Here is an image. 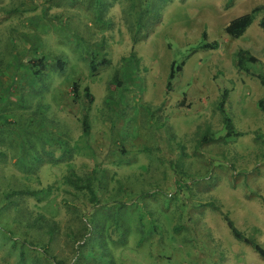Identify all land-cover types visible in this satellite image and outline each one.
<instances>
[{"label":"rangeland","instance_id":"1","mask_svg":"<svg viewBox=\"0 0 264 264\" xmlns=\"http://www.w3.org/2000/svg\"><path fill=\"white\" fill-rule=\"evenodd\" d=\"M256 5L0 0V264H264L220 213L264 248V12L224 30Z\"/></svg>","mask_w":264,"mask_h":264},{"label":"trees","instance_id":"2","mask_svg":"<svg viewBox=\"0 0 264 264\" xmlns=\"http://www.w3.org/2000/svg\"><path fill=\"white\" fill-rule=\"evenodd\" d=\"M263 11L264 12V5H256L254 6L249 12L244 13L242 15H239L237 17H234L231 19L226 26L224 27V30L226 34L233 38H238L243 35V33L246 31V29L252 24L254 21L256 14L259 12ZM260 27L264 29V17L260 20ZM217 44L214 42H208L207 40V33L205 30L202 31L201 33V47H208V48H213ZM258 59L253 56L248 50L246 49H238L235 52V66L239 70L246 71L247 73L249 72V69L247 67V63H254L257 62ZM184 64V60L180 61L179 63L172 62L170 66V71H169V81L166 84V90H169L172 87V80L179 74L181 71L182 65ZM90 66L92 69H95L96 65L94 64L93 61H90ZM44 68V63L41 58L37 59H32L30 60V69L32 70L33 73L38 74L40 69ZM42 71V70H41ZM40 71V72H41ZM256 78L259 80L260 85L263 88L264 91V74H256ZM86 95L89 100V102L92 101V95L89 92V89L86 88ZM228 96V90L224 89L223 92L220 95V98L217 102V108L218 111L222 117V122L224 124V129H225V137H230L234 135H239L238 132L235 131L232 120L228 116L226 110H225V103L226 99ZM258 106L261 111L264 112V92L262 97L258 101ZM81 125H82V131L85 135H88L90 132V124L88 121V115L87 113L83 114L82 120H81ZM65 183L68 185L72 186L76 190H86L87 193L89 194V201L90 202H97V195L93 188L91 187L90 183L84 182V180L79 177V176H67L65 177ZM13 193L21 194V193H28L26 191H16ZM262 202L264 204V199H262ZM207 205H211L213 209L219 210L217 206H215L213 203H209ZM222 215L223 220L226 223V226L228 227L230 233L232 236L239 242L244 243L248 246H250L253 251H255L260 257L264 258V248L256 242L253 238H250L246 236L240 229H238L233 220L228 216L227 213L220 212Z\"/></svg>","mask_w":264,"mask_h":264}]
</instances>
